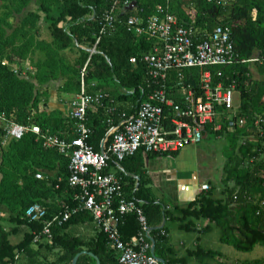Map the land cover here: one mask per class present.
I'll list each match as a JSON object with an SVG mask.
<instances>
[{
	"label": "trees",
	"instance_id": "16d2710c",
	"mask_svg": "<svg viewBox=\"0 0 264 264\" xmlns=\"http://www.w3.org/2000/svg\"><path fill=\"white\" fill-rule=\"evenodd\" d=\"M130 1L135 3L134 9L122 8L115 29L101 36L102 17L109 0H0V111L18 124L36 125L44 132L72 140L76 121L69 113H50L47 106L51 86L55 84H60L59 95L69 97L70 101L81 92L82 71L87 65L84 75L87 92L108 94L104 105L92 106L87 115V124L93 132L89 142L101 152L110 126H117L123 113L134 117L149 92L148 70L141 59L154 51L157 41L129 31L130 18L145 23L158 6L169 4L180 23H191L186 11L197 10L195 28L200 35L210 34L218 26L229 27L238 59L259 61L212 70L215 84L221 80L227 85L237 84L238 118L246 122L245 127L229 131L225 111L220 109L215 123L205 127V138L214 134L229 143L219 184L210 183L208 191H201L187 205L164 211L144 162V155L157 154L140 151L121 162L123 171L117 174L123 177L126 197L136 200L144 211L152 229L146 240L149 243L151 238L155 240V257L164 259L166 264H233L225 261L220 252L200 243L183 246L182 250L176 248L172 243V226L187 234L217 228L222 244L243 253L264 247V134L256 131L254 123L258 116L264 118V0H235L224 8L209 0ZM44 30L48 31L49 40L43 38ZM94 48L95 54L88 51ZM132 59H137V63L133 64ZM217 71H223V79L217 78ZM182 72L184 81L192 77L199 85L198 68ZM176 77L173 73L172 85ZM196 91L201 93L199 86ZM218 124L223 125L222 131H214ZM110 141L108 137L105 148ZM69 163L68 157L46 148L33 133H27L21 140L6 141L5 132L0 130V205L9 211L7 219L0 215V264H27L29 260L30 264H72L83 251L96 255L101 264H120L119 253L97 228L96 237L91 239L70 231L75 226L94 224L89 212H77L63 225L54 224L51 239L41 235L35 242L36 234L43 233L53 216L63 213L65 206L76 207L80 190L69 184ZM116 163L110 160L106 172ZM57 171L59 174L54 175ZM38 173L44 178L37 179ZM128 173L140 177L138 187ZM59 196L62 200L56 199ZM34 204L47 211L42 221L30 222L26 218V211ZM164 216L166 224L158 229ZM6 220L16 225V229L6 231L2 224ZM21 226L29 228V232L14 245L10 237ZM120 231L124 241L136 239L142 231L138 216L124 217ZM45 251L53 253L55 260L43 258ZM77 264H96V260L82 255ZM237 264H264V259Z\"/></svg>",
	"mask_w": 264,
	"mask_h": 264
},
{
	"label": "built area",
	"instance_id": "2783aa9c",
	"mask_svg": "<svg viewBox=\"0 0 264 264\" xmlns=\"http://www.w3.org/2000/svg\"><path fill=\"white\" fill-rule=\"evenodd\" d=\"M234 1L209 0L223 8L233 5ZM131 5L130 0H109V7L102 17L101 36L115 29L118 12ZM186 12L191 21L189 24L180 23L169 4L158 6L155 14L145 23L135 18L128 20L129 31L157 41L154 51L141 59L148 70L149 92L134 117L123 113L119 124L110 126L102 141L104 152H97L89 142L93 132L87 124V115L92 106H103L108 94L102 91L94 94L87 92L84 83L87 65L82 71L81 92L70 104V117L76 121L72 140L44 132L36 125L18 124L0 111V130L5 132L6 141L21 140L27 133L35 134L46 148L55 149L70 159L69 184L80 190L76 196V207L65 206L63 213L53 216L46 223L43 233L36 234L35 242L41 235L51 239L54 224L63 225L77 212H89L96 228L107 236L110 247L119 253L120 264H161L157 257L149 254L152 244L146 238L151 228L142 207L136 200L126 197L122 176L106 172L109 162L115 160L120 165L140 151L173 155L187 147H195L204 140L206 125H213L218 119L220 109L225 111L229 131L245 127V120L238 118L240 93L237 84L232 82L227 85L223 80L215 84L212 70L259 61L238 59L232 31L227 26H218L210 34H198L195 28L197 10L192 8ZM132 63H137V59H132ZM189 68H198L200 72L199 85L193 79L195 88L189 84V80L184 81L182 71ZM173 73L177 79L172 85ZM216 76L223 79V71H217ZM198 86L201 93L196 91ZM110 122L113 123L112 120ZM254 123L256 131L263 136L264 118L258 116ZM222 130V124L214 129ZM108 137H111V141L105 148ZM36 178L43 179L44 176L38 173ZM209 189L208 185L201 187V191ZM130 214L138 216L142 231L136 239L126 242L122 239L120 227L124 217ZM46 216V209L39 204L32 205L26 211V218L30 222L42 221ZM18 258L19 255L16 256Z\"/></svg>",
	"mask_w": 264,
	"mask_h": 264
},
{
	"label": "crops",
	"instance_id": "0c3cea01",
	"mask_svg": "<svg viewBox=\"0 0 264 264\" xmlns=\"http://www.w3.org/2000/svg\"><path fill=\"white\" fill-rule=\"evenodd\" d=\"M32 8L36 9V6H32ZM43 38L46 40L50 39L47 30H44ZM81 48L84 49V47ZM92 50H96V48ZM75 57H77V55H75ZM59 86L60 84L51 86V98L47 110L50 113L62 111L67 115L70 113V104L72 101H70L69 97H60L58 93ZM192 147L194 146L187 147L174 155H154L151 157L144 155L146 174L150 178L154 193L159 199L158 203L163 204L166 208L187 205L198 197L203 185L211 187L210 183H213L209 180L210 178L203 180L198 176V164L196 162L194 150L190 149ZM101 151H103V147ZM120 171H123V168L118 163L110 169V173L114 174H117ZM57 174H59L58 171L54 173V175ZM131 177L136 180V186L138 187L141 180L140 177L136 175H131ZM56 199L62 200V197L59 196ZM8 213V209L5 206L0 205V215L3 219H7ZM2 224L6 231H11L16 227V225L11 224L7 220ZM207 224L208 222L203 224V227L205 228ZM212 230L201 232L199 237L194 238L189 242L185 239L177 240L176 236L172 233V243L176 248H181L180 250H182L183 246L190 247L197 243L201 244L203 237L211 233ZM70 231L86 239H91L97 235V229L94 224L88 223L72 227ZM27 232H29V228L25 226L19 227V230L11 235V243L14 245L19 244ZM42 257L48 261H53L56 256L53 253L45 251L42 252ZM31 262L32 261L29 260L27 261V264H30Z\"/></svg>",
	"mask_w": 264,
	"mask_h": 264
},
{
	"label": "rangeland",
	"instance_id": "374dc122",
	"mask_svg": "<svg viewBox=\"0 0 264 264\" xmlns=\"http://www.w3.org/2000/svg\"><path fill=\"white\" fill-rule=\"evenodd\" d=\"M63 96L64 95H60V97ZM228 145L229 143L225 138L217 137L214 134H209L206 139L204 138L202 143L190 148L191 150H194L196 155L199 177H201L203 180L210 178L209 180L215 185L219 184L222 177V169L225 163L224 151ZM172 233L174 236H176L177 240L185 239L188 242L200 236L197 233L187 234L179 232L175 226H172ZM201 245L207 249L220 252L224 255L225 261L233 264L244 261L264 259L263 246H257L253 252L243 253L237 251L231 246L222 244L220 242V232L217 228H214L211 233L203 237Z\"/></svg>",
	"mask_w": 264,
	"mask_h": 264
},
{
	"label": "water",
	"instance_id": "95a60500",
	"mask_svg": "<svg viewBox=\"0 0 264 264\" xmlns=\"http://www.w3.org/2000/svg\"><path fill=\"white\" fill-rule=\"evenodd\" d=\"M134 7H135V3H132V5H131L128 9H129L130 11H132V10L134 9ZM87 50H88V49H87ZM88 51L91 52V53H93V54H95V53L97 52L96 50H88ZM108 62L110 63L109 60H108ZM188 82H189V84H191L194 88L196 87V83H195V81L193 80L192 77L189 79ZM203 129H204V128H203ZM103 152H104V148H103ZM163 210H164V211L166 210V207H165V206H163ZM165 224H166V218H165V216H164V218H163V223H162V225H161L158 229H163L164 226H165ZM151 231H152V229H150V232H151ZM149 237H150V235H149ZM151 243H152L151 253H152V255L155 256V240H154L153 238H151ZM82 255H89V256L93 257V258L96 260V264H101L99 258H98L96 255H94L93 253H89V252H87V251H83L82 253L78 254V255L74 258L72 264H77L79 258H80ZM157 259L159 260V262H160L161 264H166V261H165L164 259H161V258H158V257H157Z\"/></svg>",
	"mask_w": 264,
	"mask_h": 264
}]
</instances>
